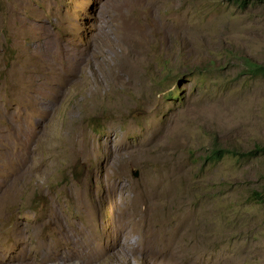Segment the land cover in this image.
Returning <instances> with one entry per match:
<instances>
[{
	"label": "rangeland",
	"instance_id": "obj_1",
	"mask_svg": "<svg viewBox=\"0 0 264 264\" xmlns=\"http://www.w3.org/2000/svg\"><path fill=\"white\" fill-rule=\"evenodd\" d=\"M255 66L264 0H0V264H264Z\"/></svg>",
	"mask_w": 264,
	"mask_h": 264
},
{
	"label": "trees",
	"instance_id": "obj_2",
	"mask_svg": "<svg viewBox=\"0 0 264 264\" xmlns=\"http://www.w3.org/2000/svg\"><path fill=\"white\" fill-rule=\"evenodd\" d=\"M253 71L256 72H264V67L255 66ZM264 155V146H254L251 150L245 152H237L235 150H223L219 148L212 149L211 154L209 155L208 160L211 163H215L220 161L225 156H230L232 158H236V160H251L259 158L260 156ZM249 203L251 205H258L261 208H264V185L261 186L259 189L252 190L249 195Z\"/></svg>",
	"mask_w": 264,
	"mask_h": 264
},
{
	"label": "bare ground",
	"instance_id": "obj_3",
	"mask_svg": "<svg viewBox=\"0 0 264 264\" xmlns=\"http://www.w3.org/2000/svg\"><path fill=\"white\" fill-rule=\"evenodd\" d=\"M98 31L100 32V28L98 29ZM101 31H103V30H101ZM71 61H72V63L74 64L75 62H76V60H78L79 59V57H78V54L76 53V52H71ZM70 67V66H69ZM72 68V67H71ZM59 73V72H58ZM62 73H63V71H62ZM135 173H137V172H135ZM135 173H133V174H135ZM138 174V173H137ZM137 177V176H136Z\"/></svg>",
	"mask_w": 264,
	"mask_h": 264
},
{
	"label": "water",
	"instance_id": "obj_4",
	"mask_svg": "<svg viewBox=\"0 0 264 264\" xmlns=\"http://www.w3.org/2000/svg\"><path fill=\"white\" fill-rule=\"evenodd\" d=\"M134 175V177H136L137 176V173H135V174H133Z\"/></svg>",
	"mask_w": 264,
	"mask_h": 264
}]
</instances>
